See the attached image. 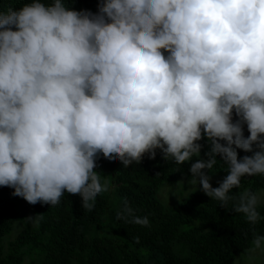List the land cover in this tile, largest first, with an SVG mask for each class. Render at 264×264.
Returning a JSON list of instances; mask_svg holds the SVG:
<instances>
[{"label": "clouds", "instance_id": "obj_1", "mask_svg": "<svg viewBox=\"0 0 264 264\" xmlns=\"http://www.w3.org/2000/svg\"><path fill=\"white\" fill-rule=\"evenodd\" d=\"M66 3L0 9V187L30 205L79 195L91 211L109 190L99 156L128 168L159 150L182 165L204 138L189 184L222 207L242 177L264 175V0H98L96 13ZM217 156L228 174L213 188ZM260 199L244 190L233 211L255 224ZM128 217L149 225L125 201L117 219ZM252 244L247 261L264 236Z\"/></svg>", "mask_w": 264, "mask_h": 264}, {"label": "trees", "instance_id": "obj_2", "mask_svg": "<svg viewBox=\"0 0 264 264\" xmlns=\"http://www.w3.org/2000/svg\"><path fill=\"white\" fill-rule=\"evenodd\" d=\"M27 2L0 0V9H19ZM66 6L96 13L98 0H67ZM236 119L234 114V122ZM243 131L247 137L246 125ZM199 143L200 156L182 165L165 161L159 150L155 159L145 155L139 165L128 168L118 160L99 156L97 165L110 172L108 181L113 190L98 194L91 211L81 206L79 195L65 193L57 206L29 204V217L43 218L28 220L22 209L28 203L13 196V189L0 187V264H24L27 259L33 264H235L256 236H264V204L257 206L260 219L255 224L234 212L233 205L244 190L257 193L263 189L264 175L242 177L241 189L231 190L229 195L234 199L227 207L203 192L192 193L174 207L157 199L163 184L191 179V164L207 159L209 141L204 138ZM237 152L239 159L253 154ZM216 159L217 164L206 174L227 175V165L219 156ZM125 201L134 215L148 218V226L130 223L131 217L117 219ZM107 216L113 223H106Z\"/></svg>", "mask_w": 264, "mask_h": 264}, {"label": "rangeland", "instance_id": "obj_3", "mask_svg": "<svg viewBox=\"0 0 264 264\" xmlns=\"http://www.w3.org/2000/svg\"><path fill=\"white\" fill-rule=\"evenodd\" d=\"M94 171L101 175V183H104V181L106 180L109 184L108 175H110V172L107 169H105L103 166H97ZM225 177L226 175L224 174H215L210 176V183L212 184V187H218L219 182H221ZM190 180L191 179L183 178L176 183L167 182L163 184V186L158 190L157 199L167 207H174L179 205L183 200L187 199L191 195V193L203 192L202 190H200L199 185H197L196 188L195 186L190 185ZM112 189L113 187H110L109 184V190L107 191V193H109ZM257 193L261 194L259 204H264V188L259 190ZM22 209L24 210L26 217L28 218L32 213V209L29 204H25L24 206H22ZM113 220L114 219L111 218V216L106 217V223L111 224L113 223ZM19 229H22L21 225ZM13 236L15 237V235ZM247 251L242 252L240 255H238L235 264H264V250H257L253 254L254 259L251 261H247L244 258ZM24 264H33V261L27 259Z\"/></svg>", "mask_w": 264, "mask_h": 264}]
</instances>
